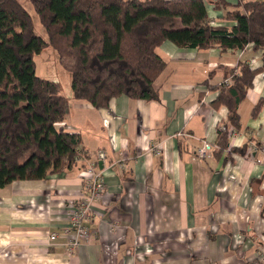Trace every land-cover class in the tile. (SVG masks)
I'll return each instance as SVG.
<instances>
[{"label": "crops", "instance_id": "1", "mask_svg": "<svg viewBox=\"0 0 264 264\" xmlns=\"http://www.w3.org/2000/svg\"><path fill=\"white\" fill-rule=\"evenodd\" d=\"M215 1H206L209 21L231 28ZM251 49L164 42L156 51L166 63L156 100L119 96L94 109L62 94L70 109L56 127L80 136L82 158L61 175L0 188V264H264V72L240 103V128L221 152L217 136L229 125L228 110L213 105L239 60L262 66L264 50ZM203 143L213 151L201 160ZM243 146L245 155L230 152ZM99 151L104 193L87 224L90 237L67 253L62 228L86 193L84 160L95 161Z\"/></svg>", "mask_w": 264, "mask_h": 264}, {"label": "trees", "instance_id": "2", "mask_svg": "<svg viewBox=\"0 0 264 264\" xmlns=\"http://www.w3.org/2000/svg\"><path fill=\"white\" fill-rule=\"evenodd\" d=\"M47 40L35 34L29 13L18 0H0V188L14 181H39L69 171L81 139L56 127L70 109L59 82L36 75L34 57L51 49L70 76L73 99L105 109L111 99H157L154 85L165 69L157 49L170 42L179 48L221 53L264 50V0H218L231 28L213 25L207 0H29ZM264 72L240 61L230 79L218 86L214 107L228 110L218 130V152L228 149L239 130L237 109ZM260 100L252 111L256 116ZM245 155L246 146L230 149Z\"/></svg>", "mask_w": 264, "mask_h": 264}, {"label": "built area", "instance_id": "3", "mask_svg": "<svg viewBox=\"0 0 264 264\" xmlns=\"http://www.w3.org/2000/svg\"><path fill=\"white\" fill-rule=\"evenodd\" d=\"M223 129V128H221ZM264 151V147L262 149ZM213 151V148L206 143H203L196 151L198 159L208 158ZM81 153L77 152L75 162L80 161ZM105 155L102 151L97 153L95 161L84 160V188L86 193L78 200L77 204L68 214L67 225L62 228V236L66 242L64 244L65 251L71 253L78 249L82 242L88 240L90 231L87 224L93 219L94 207L96 202L102 197L105 189L102 172L96 168L97 160H103ZM56 238L55 234H51L50 239ZM264 261V257L261 258Z\"/></svg>", "mask_w": 264, "mask_h": 264}, {"label": "rangeland", "instance_id": "4", "mask_svg": "<svg viewBox=\"0 0 264 264\" xmlns=\"http://www.w3.org/2000/svg\"><path fill=\"white\" fill-rule=\"evenodd\" d=\"M25 10L29 13L32 23L33 30L36 35L47 40L45 30L39 23L38 17L34 12L29 0H18ZM36 65V75L47 80L59 82L62 87V94L68 96L71 93L70 87V76L58 65L57 55L51 49L44 50L40 55L34 57Z\"/></svg>", "mask_w": 264, "mask_h": 264}]
</instances>
